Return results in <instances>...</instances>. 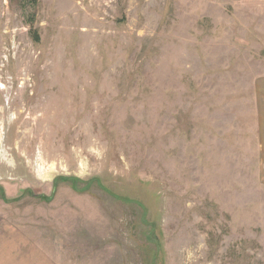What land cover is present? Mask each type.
<instances>
[{
    "label": "rangeland",
    "instance_id": "obj_1",
    "mask_svg": "<svg viewBox=\"0 0 264 264\" xmlns=\"http://www.w3.org/2000/svg\"><path fill=\"white\" fill-rule=\"evenodd\" d=\"M263 116L264 0H0V233L264 264Z\"/></svg>",
    "mask_w": 264,
    "mask_h": 264
},
{
    "label": "crops",
    "instance_id": "obj_2",
    "mask_svg": "<svg viewBox=\"0 0 264 264\" xmlns=\"http://www.w3.org/2000/svg\"><path fill=\"white\" fill-rule=\"evenodd\" d=\"M261 86V85H260ZM261 93V91H260ZM262 158L264 159V116L260 126ZM0 264H60L40 246L28 240L0 233Z\"/></svg>",
    "mask_w": 264,
    "mask_h": 264
},
{
    "label": "trees",
    "instance_id": "obj_3",
    "mask_svg": "<svg viewBox=\"0 0 264 264\" xmlns=\"http://www.w3.org/2000/svg\"><path fill=\"white\" fill-rule=\"evenodd\" d=\"M24 2H31L32 4H37L38 0H22ZM43 198H46L44 195H42Z\"/></svg>",
    "mask_w": 264,
    "mask_h": 264
},
{
    "label": "bare ground",
    "instance_id": "obj_4",
    "mask_svg": "<svg viewBox=\"0 0 264 264\" xmlns=\"http://www.w3.org/2000/svg\"><path fill=\"white\" fill-rule=\"evenodd\" d=\"M18 101V100H17Z\"/></svg>",
    "mask_w": 264,
    "mask_h": 264
}]
</instances>
